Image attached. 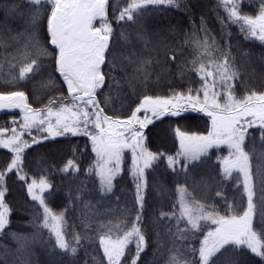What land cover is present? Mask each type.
Returning a JSON list of instances; mask_svg holds the SVG:
<instances>
[{"label": "snow or ice", "instance_id": "snow-or-ice-1", "mask_svg": "<svg viewBox=\"0 0 264 264\" xmlns=\"http://www.w3.org/2000/svg\"><path fill=\"white\" fill-rule=\"evenodd\" d=\"M220 4L226 13V20L223 17L220 20L222 31L235 25L246 40L264 45V0H254V4L249 5L250 8L258 5L255 14L242 12L243 0H220ZM149 7L180 5L177 0H127L126 6L118 12L113 6L110 20L109 0H0V14L5 22L9 17L22 21L21 31L12 33L11 28L7 29L12 33L9 39L19 45L16 55L20 57L18 76L12 75L11 81H24L30 75L50 68L52 73L59 74L58 79H62L67 89V95L61 100L50 98L41 108L31 107L24 91H0V109H19L22 119L19 130L12 128L10 135L5 136L8 130L0 128V149L7 150L0 159V232L10 224L6 183L9 176L15 175L24 182L28 197L38 205L33 227L37 231L47 230L55 239V248L74 255L82 240L89 239L90 222L84 223L85 235L76 233L71 240L67 238L64 213L54 212L45 200L44 193L51 187L50 183L44 176L39 180L29 178L23 168L25 150L39 143L40 139L83 135L90 141L95 157L83 171L89 175L94 171L101 198L113 192V182L121 173L125 150L131 153L129 175L135 186V218L130 221V226L126 219H117L115 223L112 220L99 222L95 236L103 253L101 264H125L133 242L135 252L131 254L130 264H140L141 254L147 246L140 227L145 171L161 160L175 176L184 178V183L177 182L176 185L179 214L175 211L161 213V217L167 215L170 221L176 220V232L172 234L174 241L185 239L187 232L200 230L201 221L211 225L203 233L198 249L188 246L191 255L187 249L182 251L173 243L165 264H215L216 258L230 249L236 252L242 248L258 257V264H264V91L253 89L245 91L242 97L235 95L234 81L239 78V72L234 59H230V44L226 43L225 49L221 50L215 38L204 30L202 21L199 29L204 34L202 39L195 29L191 37L185 35V43L191 41L194 58L177 66L180 75L188 72L198 77L195 83L199 87L189 86L186 90H173L163 96L143 94L124 118L106 110L105 106L111 102V83L116 79L113 73L117 69L122 81L133 89L140 84L147 87L154 74L153 66L158 60L153 58V52L158 56L159 48L155 44L149 47L150 41L145 39L142 31L138 30L135 38L144 42L143 49L132 48L125 52L113 48L115 29L112 20L117 26L121 22L136 24L141 13ZM120 37L130 42L132 34L121 32ZM22 39L24 43L21 45ZM8 46L6 40L0 39V48ZM164 47L166 59L175 62L176 53L168 56L167 46ZM15 66L13 63L12 67ZM48 83L54 81L50 78ZM106 86L108 93H105ZM188 109L199 111L208 118L207 134H189L177 128L179 149L174 155L150 151L145 145L144 129L154 120L179 117ZM141 112L143 116L138 115ZM256 126L260 132L258 154L255 146L246 150L249 129ZM32 129L46 135L32 136L30 141L24 139L22 134L27 132L31 136ZM221 145L228 150L227 155L218 157L221 175L228 178L233 172L238 173L246 201L240 210L229 203L225 214H220L214 205L201 203L194 190H188L190 172L198 167L195 162L213 147ZM254 154L261 161L255 171L250 163ZM59 170L73 174L80 171L74 156ZM240 183L237 179V190ZM69 195V204L79 203V190L74 200L72 194ZM216 195L220 196V192ZM183 221H186L185 227L180 228ZM10 235L16 242L15 252L24 257L15 256L18 264H32L31 245L36 233L31 238L15 232Z\"/></svg>", "mask_w": 264, "mask_h": 264}, {"label": "trees", "instance_id": "trees-1", "mask_svg": "<svg viewBox=\"0 0 264 264\" xmlns=\"http://www.w3.org/2000/svg\"><path fill=\"white\" fill-rule=\"evenodd\" d=\"M177 2L180 7H149L147 11L141 13L140 19L136 24H125L121 22V24L117 26L116 22L112 20L115 29V35L113 37V48L115 50L119 51L123 49L127 52L132 48L136 50L143 49L144 42L135 38V34L139 30L144 33L145 39L150 41L149 47L153 44L157 45L159 48V55L157 56L156 52H153V58L158 60V64H154L153 66L154 74L148 82L147 87L140 84L133 89L122 81L119 69L113 73L116 79L111 83V102L106 106L102 105L106 107L109 114H115L121 118L126 117L130 114V107H135L143 94L163 96L171 94L173 90L183 91L189 86L199 87V84L195 83L198 77L188 72H185L184 75H180L177 66L179 64H187L188 61L194 58L195 53L191 41L189 39V42L185 43V35L191 37L195 29L202 39L204 34L199 32L202 21L204 30L210 37L215 38L221 50L225 49L226 43L230 44V59H234L239 72V78L234 81V90L237 97H242L245 91L256 90V87L252 85V83H258L260 82L258 79L264 78V45L254 40H246L235 25H229L222 31L220 20L222 17L226 20V13L220 4V0H177ZM243 2L245 6L242 12L255 14L258 5H256V7H249V5L254 4V0H243ZM126 3L127 0H109V19H112L113 6H115V10L118 12L121 7L126 6ZM20 22V20L16 19L12 24L19 25ZM9 26L12 29L14 27V25ZM121 32L132 34L130 42L121 40ZM9 37L6 39L7 44L12 43ZM21 41H23V39ZM164 45L167 46L168 56H171L173 52L176 53L175 62H169L166 59ZM5 48L6 47L0 48V51L4 52ZM6 49L12 50L11 47H7ZM4 55L6 56L7 54L4 53ZM252 56L255 57V66L262 69L258 68L254 71L250 67H246V63L251 60L250 58H253ZM242 61H246V63ZM13 63L16 65L15 68L12 67ZM19 67L20 60L10 57V60L0 67V76L11 80L12 75L18 76ZM261 70H263V72ZM129 71H131V69H129ZM42 73L43 72H40L39 74L30 76L32 80L31 78H27L24 81L13 82L15 84H20V87L12 89L0 88V90L24 91L29 105L33 108H41L47 105L50 98L61 100L67 95L64 88L61 91L55 88L53 91L49 90L46 93H41V87L39 84L38 86L36 85V81ZM52 75L56 78V83H61L60 79H58V74L53 73ZM257 91L264 90L260 89ZM108 92L109 89L106 86L105 93ZM17 116L18 114L16 113L0 114V128L8 130L4 133L5 136L11 134L13 125H15L12 122ZM177 128L189 134L206 135L208 130V118L194 113L185 114L176 119L163 117L160 121H157L147 128L144 135L145 145L150 151L174 155L179 149L175 143V130ZM173 134L174 139H172ZM259 136L260 132L258 128L249 129V136L246 139L248 145L246 150H252L253 146H255V149L260 151ZM56 143H59V140L46 141L43 144H33L32 149L26 151V156L23 158L24 171L29 173V178H32V176L35 178H40L41 176L49 177L48 181L51 187L49 192L44 195L48 206L54 212L67 211L74 220V226L77 228L81 226V230L84 226V224H81L82 218L85 221L86 217H88L90 220L89 222L92 224L91 232L88 233V237L89 239L91 237L94 239L82 240L81 247L78 248L80 253L74 259H70L68 254H62L59 249L54 247V238L50 237L47 230L37 231V229L33 227L35 217H32V214L29 212L36 214V211L30 210L32 204L24 191V184L22 182L19 183L15 175H11L7 178L6 186L8 191L5 195L6 203L13 209L10 214L9 226H7L4 232L1 233L2 235H0V250L4 253L3 256L0 255V262L6 261L7 264H18L15 256L21 255V257L24 258L22 254H17L15 252L16 242L12 239L10 233L15 232L31 238L32 234L35 232L36 238L31 245L32 264H63L69 259L70 264H74V260L77 261V264H81L82 260L88 261L92 259V257H94L92 260H97H95V264H101L103 254L99 248L98 237L95 236V228H97L95 222L100 221L109 214L116 217V213H119V219L128 220L130 226V221L135 218L136 206L135 199L133 198L135 189L132 185H129L130 179L127 177L128 173L124 174L119 180L120 185L126 187L127 193H125V191L119 192L118 188H116L107 196V202L100 205L99 201H104L106 197H100L93 176L83 171L88 166L92 155L89 147L87 145L79 146V149H76L78 153H74L76 150L71 151L69 148L65 147V151H62L60 155V157L62 156L64 159L62 160L54 156L49 150L50 145L53 146ZM4 154V151H0V159L3 158ZM227 154L228 150L224 145H221L219 148L213 147L210 149L206 156L201 157L200 161H197L198 167L191 170V179L189 180L190 189H194L195 193L205 192L209 195L210 200L208 205L224 207L223 210L218 209L220 214H225L228 201L224 200L223 197L218 198L216 195L217 192L225 196L234 195L238 200L245 201V199L241 197L243 196L242 184L239 185V190H237V183L234 182L233 177L225 178L221 175L218 157L222 158ZM73 156L80 167L79 173L61 172L59 169L64 166V162ZM252 159L253 160L250 161L255 171L260 161L257 157L255 158V155ZM164 164L166 165V162L161 160L156 162L155 167L158 169L159 165L161 166ZM174 175L175 174L165 166L162 170L159 169L157 179L163 180L161 182L168 185L170 183L169 178ZM180 177L183 178V176ZM175 178H177V176H175ZM192 180L203 181V183L201 184L200 182L195 184ZM205 182H207L206 186H204ZM77 190L80 191L81 195L79 203L76 205L69 204V193L72 194L71 199L74 200ZM119 196L120 202L117 201V197ZM129 199L134 207L130 209V211H127L125 209L127 206H124L123 202H128L130 205L131 202ZM173 199L174 194L172 196V203ZM114 201H117L116 208L114 206ZM170 203L171 202L167 200L161 204H152L151 202L150 215L149 218H147L146 214L149 210V205L147 204V200L144 199L145 207H143L141 211L142 219L140 221V227L146 237L147 246L145 251L141 254L140 264H165L168 250L173 246V243L181 248L182 251L187 249L189 255H191V248L188 247L189 245L197 249L199 247V241L203 238V233L207 230L206 225L202 224L201 229L195 231V233L187 232L185 234V239H177L174 241L172 234L175 233V231H172L170 227L171 224H168V226L165 225L168 222V218L161 217V212L167 205H170ZM154 205L156 208H154ZM105 207H107V209ZM118 217H116V220ZM166 227H169L171 232ZM179 227L184 228L185 224L180 223ZM158 247L160 251L157 250ZM230 250L217 257L215 264H246V262L248 264L250 260L254 259V257H251L242 249L238 251V255H234L232 258L233 252L231 251L230 254ZM134 252L135 244L133 242L130 245V253L127 255L125 264H130V255L134 254ZM104 264H106V262H104Z\"/></svg>", "mask_w": 264, "mask_h": 264}, {"label": "rangeland", "instance_id": "rangeland-1", "mask_svg": "<svg viewBox=\"0 0 264 264\" xmlns=\"http://www.w3.org/2000/svg\"><path fill=\"white\" fill-rule=\"evenodd\" d=\"M16 21V19H13V18H11V17H9L8 18V20H7V22H5V18H4V16H3V14H0V39H4V40H6L12 33H15V32H19V31H21L22 30V21L19 23V25L17 24V25H15V24H12L13 22H15ZM9 25H14V27H13V29L9 26ZM8 28H11L12 29V33H9L8 31H7V29ZM11 40V39H10ZM11 42L12 43H9L8 45V47H11L12 48V50H8V49H6L5 48V50H4V52H1L0 51V67L5 63V62H8V60H10V57H15V59H17V60H20V57L18 56V55H16V52H17V48L19 47V45H17L16 44V42L15 41H13V40H11ZM255 42H257V43H259L258 41H255ZM24 43V41H20V44L22 45ZM4 53H6L7 55L5 56L4 55ZM253 58H250L251 60L248 62V63H246V61H242V62H245L246 63V67H250L252 70H257L258 68L259 69H262V68H260V67H256L255 65V62H254V59H255V57L254 56H252ZM254 62V63H253ZM50 70V71H49ZM262 72H263V70H261ZM53 73H52V70L50 69V68H46V70L45 71H43V73L38 77V79H37V81H36V85L38 86V84H39V86L41 87L40 88V91H41V93H46L47 91H53V90H55V88H57L59 91H61V90H63V88L65 89V91H66V94H67V89H66V86H63V82H62V79H60V81H61V83L60 82H58V83H56V78L54 77V75H52ZM56 74H58V73H56ZM59 75V74H58ZM30 76H32V75H30ZM29 78H31V77H29ZM52 79L53 81H54V83H52V84H49L48 83V80L49 79ZM31 80H32V78H31ZM260 82H258V83H256V82H253L252 83V85H254L255 87H256V90H260V89H263L264 90V78H261V79H258ZM253 81V80H252ZM20 84H15V83H13L9 78H3V77H1L0 76V88H10V89H12V88H16V87H20L19 86ZM0 91H2V90H0ZM4 91H9V90H4ZM34 91H35V88H34ZM27 97V96H26ZM28 102V101H27ZM16 111V113L18 114V116H17V118L14 120V121H16V123H15V125H13V128H16L17 130H19V123L20 122H22V119H21V114H20V110L18 109V110H11V112H15ZM1 113V112H0ZM191 113H194V114H200V115H203L204 117H206L203 113H201V112H199V111H192L191 109H188V110H186L185 112H183V113H181V115L180 116H183V115H185V114H191ZM138 115H140V116H143V113L141 112V113H139ZM179 116V117H180ZM179 117H169V118H172V119H176V118H179ZM163 117H161L160 119H158V120H154L153 121V123L152 124H154V123H156L157 121H160L161 119H162ZM207 118V117H206ZM152 124H150V125H148L145 129H144V135H145V132H146V130H147V128L148 127H150ZM256 128H258V126H256ZM175 133V132H174ZM23 135V138L24 139H27V140H31V137L32 136H45L46 135V133H40V134H38L37 133V130L36 129H32V131H31V136L27 133V132H25V133H23L22 134ZM175 138H176V141H175V143H176V145H177V147L179 148V140L177 139V137H176V134H175ZM172 139H174V134H173V136H172ZM51 140H59V143H56V144H54L53 146H51L50 145V152L51 153H53L54 154V156H56V157H59V158H61L62 160H64L63 158H62V156L60 157V155H61V152L62 151H65V147H67V148H69L71 151H75L77 148L79 149V146H88L89 147V149H90V152H91V143H90V141H88V138L87 137H85V136H83V135H78V136H72V135H65V136H60V137H50V138H48V139H40L39 140V143H44V142H46V141H51ZM38 144V143H37ZM40 146V145H39ZM148 148V147H147ZM30 149H32V145H31V147L29 148V149H26L25 151H28V150H30ZM77 149V150H78ZM149 149V148H148ZM77 150L74 152V153H78L77 152ZM0 151H4L5 153L7 152V150L6 149H0ZM92 153V152H91ZM256 153L258 154L259 153V151L256 149ZM257 154H254L255 155V158L257 157ZM125 158H124V160H123V162H122V165H121V173L116 177V179L114 180V182H113V190H115L116 188H118V190H119V192L120 191H125V193H127V189H126V187L125 186H121L120 185V183H119V180H120V178L124 175V174H126V173H128L127 174V177L130 179V184L129 185H132L133 187H134V189H135V186H134V181H133V178L129 175V166H130V164H131V153H130V151H128V150H125ZM128 155H129V158H128ZM253 155V156H254ZM253 156L251 157V161L253 160L252 158H253ZM95 157H94V154L92 153V155H91V158H90V161H89V163H88V166L92 163V160L94 159ZM77 159H79V158H77ZM52 160V159H51ZM68 160H66L65 162H64V165L66 164V162H67ZM251 161H250V163H251ZM260 161V160H259ZM77 163V162H76ZM195 163H198V162H195ZM260 163H261V161H260ZM156 164V163H155ZM155 164H154V166L152 167V168H150V169H147L146 171H145V181H146V186H145V191H144V197H145V199L147 200V204L149 205V210L147 211V214H146V216H147V218H149V215H150V205H151V202H152V204H161V203H163L165 200H167L168 202H171L170 203V205H167L166 207H165V209L162 211L163 213H166V214H168V213H172V212H176L177 213V215L179 214V212H178V209H179V205H178V202H177V194H176V185H177V182H181V183H184V178H181V177H177V178H175V175L174 176H172V177H170L169 179V181H170V183L167 185V184H165L164 182H161V181H163V180H158L157 179V175H158V173H159V169H163L165 166L164 165H159V168L158 169H156V167H155ZM88 166L86 167V168H88ZM78 167H79V165H78ZM166 168H167V166H166ZM79 169H80V167H79ZM168 169V168H167ZM253 169H254V167H253ZM168 170H170V169H168ZM25 172V171H24ZM27 173V172H26ZM28 174V176H29V173H27ZM90 175H92L93 176V178H94V182L96 183V186H97V188H98V182H97V180H96V177H95V173H94V171L90 174ZM47 180L49 179V177H46V176H44ZM231 177H233L234 178V182H236L237 183V179H240V181H241V183L240 184H242V178H240L239 177V175H238V173H236V172H233L232 173V175L230 176V177H228V178H231ZM32 178H35V177H33L32 176ZM171 178H173V179H171ZM17 179V178H16ZM35 179H37V180H39V178H35ZM175 179V180H174ZM204 179V178H203ZM172 180V181H171ZM232 180V179H231ZM17 181L19 182V183H23L24 184V182L23 181H19L18 179H17ZM194 180H192V182H193ZM205 181V180H204ZM49 182V181H48ZM201 182V184L203 183V181H194V183L195 184H197V183H200ZM24 186H25V184H24ZM205 186V185H204ZM50 189V188H49ZM49 189H47L46 190V192L44 193V195L45 194H47L48 192H49ZM188 190L190 191V192H193V190L194 189H190V186H189V184H188ZM24 191L26 192V195H27V190H26V187H25V189H24ZM155 194V195H154ZM173 194H174V199H173V203H172V196H173ZM243 194V193H242ZM110 194H108L107 196H109ZM194 195H195V197L197 198V199H199L200 200V202L201 203H204V204H206V205H208V202H209V195H207V193H205V192H194ZM28 196V195H27ZM107 196H105L106 198H105V200L104 201H99V204L100 205H102V204H104V203H106L107 201H106V199H107ZM214 196H215V194H214ZM220 197H223V199L224 200H227L228 201V204L229 203H231V204H233V206H234V209H237V210H240V209H242V206L246 203V201H240V200H238L237 198H235L236 196H234V195H228V196H225V195H222V194H220V196H218V198H220ZM241 197H243V196H241ZM29 198V197H28ZM119 198H120V196L119 197H117V201H119L120 202V200H119ZM133 198L135 199V194H133ZM235 198V199H234ZM29 200H30V202H31V204H32V206H31V208H30V210L31 211H36V208L38 207L36 204H35V202H33L30 198H29ZM130 200V199H129ZM117 201H114V206H115V208L117 207L116 206V204H117ZM130 202H131V200H130ZM124 203V206L126 205L127 207L125 208L127 211H130V209H132L134 206H133V204H132V202H131V204L129 205L128 204V202H123ZM121 206H123V205H121ZM131 207V208H130ZM144 207H145V205H144ZM10 208H11V212H12V207L10 206ZM106 209H107V207H105ZM154 208H156L155 207V205H154ZM216 208L217 209H219V210H223L224 209V207H222V206H216ZM109 211H111V210H109ZM107 212H108V210H107ZM161 212V213H162ZM30 214H32V217L34 216L35 217V213L33 214V213H31V212H29ZM56 213H61V212H56ZM63 213H64V229H65V232H66V235H67V238L69 239V240H71V238L73 237V235L74 234H76V233H80L81 235H85V232H84V226L82 227V230H81V226L79 227V228H77V227H75L74 226V220L70 217V215L68 214V212L67 211H64L63 210ZM119 216V213H116V217H118ZM42 217V216H41ZM116 217L115 216H113V215H108L107 217H105V218H102L100 221H105V222H107L108 220H112L113 221V223H115V221H116ZM164 217H167L168 218V216L167 215H165ZM90 218V217H89ZM117 219H119V217L117 218ZM80 220V219H79ZM78 220V221H79ZM90 220L88 219V217H86V219H85V221L83 220V218H82V222H81V224H84L85 222H89ZM100 221H97V222H95V226L97 227L98 226V224H99V222ZM182 224H185L186 223V221H183V222H181ZM201 223V225L202 224H204V225H206V227H207V230H208V227L209 226H211L210 225V222H204V221H201L200 222ZM168 224H171L170 225V227H171V229H172V231H175L176 232V227H177V223H176V220L175 219H172L171 221L169 220V218H168V222L165 224L166 226H168ZM91 226H92V224H91ZM75 227V228H74ZM168 230L170 229L169 227H166ZM92 230H93V227H92ZM206 230V231H207ZM95 231H96V228H95ZM205 231V232H206ZM4 232V231H3ZM3 232H0V235H2L1 233H3ZM87 235H88V233H87ZM27 237V236H26ZM54 238V237H53ZM91 240H93L94 238H90ZM90 239H88V240H90ZM54 243H55V239H54ZM242 250H244L248 255H250L251 257H254V259H252V260H250L249 262H248V264H258V260H259V258L258 257H255L253 254H251L250 252H248L246 249H243L242 248ZM231 251L232 250H230V254H231ZM239 251V250H238ZM238 251H236V252H233V254H232V258L234 257V255H238L239 254V252ZM61 252V251H60ZM80 253V250L78 251L77 250V252L73 255V254H68V253H63L62 252V254H68L69 256H70V259H74V258H76L77 257V255ZM101 253H102V250H101ZM3 254L4 253H2L1 252V250H0V255H2L3 256ZM103 254V253H102ZM94 256V255H93ZM130 257H131V255H130ZM69 259V260H70ZM92 259H94V257H92ZM92 259H90V260H82L81 262V264H95L96 263V261L95 260H92ZM122 259H124V258H122ZM69 260L68 261H66V262H64L63 264H70L69 263ZM1 261V260H0ZM2 262H4V261H2ZM74 264H77V261L76 260H74V262H73ZM246 264H247V262H246Z\"/></svg>", "mask_w": 264, "mask_h": 264}, {"label": "water", "instance_id": "water-1", "mask_svg": "<svg viewBox=\"0 0 264 264\" xmlns=\"http://www.w3.org/2000/svg\"><path fill=\"white\" fill-rule=\"evenodd\" d=\"M11 110H16V109H7V108H4V109H0V112L11 111Z\"/></svg>", "mask_w": 264, "mask_h": 264}, {"label": "flooded vegetation", "instance_id": "flooded-vegetation-1", "mask_svg": "<svg viewBox=\"0 0 264 264\" xmlns=\"http://www.w3.org/2000/svg\"><path fill=\"white\" fill-rule=\"evenodd\" d=\"M16 110H18V109H16ZM8 113H16V111H15V112L5 111V112H1L0 114H8ZM16 114H17V113H16Z\"/></svg>", "mask_w": 264, "mask_h": 264}]
</instances>
